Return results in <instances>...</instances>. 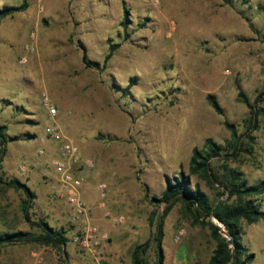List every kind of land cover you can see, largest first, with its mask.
Returning <instances> with one entry per match:
<instances>
[{
	"label": "rangeland",
	"instance_id": "1",
	"mask_svg": "<svg viewBox=\"0 0 264 264\" xmlns=\"http://www.w3.org/2000/svg\"><path fill=\"white\" fill-rule=\"evenodd\" d=\"M20 3L0 0V7ZM28 3L26 11L0 21V126H7L8 139L17 138L5 145L0 176L17 178L35 192L31 220L63 229L67 243L63 254L49 246H2L0 264H131L133 248L151 240L149 217L157 220L165 207L152 206L148 198L161 196L166 178L189 175L211 205L226 199L218 196L217 185L210 187L189 171L193 148L203 149L208 138L229 154L211 160L217 175L226 166L242 172L249 185L264 181V0ZM31 33L36 52L20 64ZM111 46L105 68L82 63L81 48L89 60L102 64ZM238 87L258 112L256 130L247 123L250 110L239 99ZM42 92L56 107L55 121L64 136L83 159L94 162L92 169L75 171L85 177L82 188L90 196L82 198L90 213L99 210L98 219L107 225L103 234L109 240L100 263L73 242L77 226L67 204L54 195L52 162L60 157L61 143L43 137L50 120ZM207 95L216 99L221 115ZM224 122L238 136L236 156L227 147L232 136ZM26 134L35 138L24 139ZM101 183L107 185L103 198ZM23 198L21 191L0 185V233L37 232L21 212ZM125 200L131 202L129 211ZM241 227L242 243L254 254L249 264H264V219L241 221ZM181 229L184 235L176 240ZM163 230L162 264H208L215 242L208 228L192 224L181 203L166 215ZM143 260L157 264L154 244Z\"/></svg>",
	"mask_w": 264,
	"mask_h": 264
},
{
	"label": "trees",
	"instance_id": "2",
	"mask_svg": "<svg viewBox=\"0 0 264 264\" xmlns=\"http://www.w3.org/2000/svg\"><path fill=\"white\" fill-rule=\"evenodd\" d=\"M249 0H243L247 3ZM29 7L28 0H21L18 5H4L0 7V21L6 17H11L17 13H22ZM126 20V19H125ZM124 28L126 24L123 20ZM81 60L85 67L101 70L105 68L106 62L110 59L114 47H110L107 56L102 64L97 61H92L87 58L85 50L81 48ZM132 82V80H130ZM134 81V79H133ZM133 84L124 88V94L128 93ZM239 99L249 108L250 117L247 120L249 125H252L254 130L256 116L258 112L249 103L244 93L238 87ZM206 100L209 105L219 115L222 111L216 99L207 95ZM225 127L230 130L232 136L231 144L227 146L233 150V155L236 156L240 150L238 136L234 126L228 122H224ZM254 125V126H253ZM7 126H0V161L5 152V145L9 141H15L17 138L6 136ZM35 135L26 134L24 139H34ZM227 149V148H226ZM225 147L216 144L212 139L205 140L204 148H193L192 155L189 160V171L191 175L204 179L208 186L217 185L220 190L219 197L226 196L225 200H220L216 204L209 203L208 196L203 192L198 183L193 186L189 175L179 174L172 179H165V189L159 198H148L152 206L164 205V209L157 220L154 216L149 217L148 224L153 228L151 240L144 244L137 245L133 248L131 254V264H145L143 254H145L151 244L155 245L157 264H162L163 248L162 241L164 237V218L172 209V207L181 203L183 211L188 216L193 225H198L202 228H208L210 237L215 242V247L211 253L208 264H249L253 261L254 254L250 253L242 243V227L241 221L248 224H253L261 219H264V211L261 209L262 196L264 194V181L257 184L249 185L244 178L242 172L238 170H230L224 166V172L217 175L211 166V160L215 158L227 157L228 153ZM0 185H5L15 191H21L25 198L21 200V212L24 219L37 232H4L0 233V247L6 245L18 244H33L40 246H49L60 250L63 254V248L67 243L66 232L63 229H55L42 220H31L29 209L33 201L37 198L36 193L29 190L28 186L20 182L17 178L3 179L0 176ZM216 219L221 227L213 223L212 219Z\"/></svg>",
	"mask_w": 264,
	"mask_h": 264
},
{
	"label": "built area",
	"instance_id": "3",
	"mask_svg": "<svg viewBox=\"0 0 264 264\" xmlns=\"http://www.w3.org/2000/svg\"><path fill=\"white\" fill-rule=\"evenodd\" d=\"M154 5L158 0H147ZM36 35L30 34V41L24 48V53L19 59L20 64H26L29 56L36 52ZM41 103L47 111L50 122L45 126L43 137L53 142H60V157L52 162L56 174V185L54 195L57 199L64 201L72 217L73 223L77 226V234L73 242L82 252L89 254L96 263L104 260L102 248L109 238L100 231L90 217V210L82 198L81 189L85 183V177L76 173L75 168L85 167L92 169L94 162L91 159H83L76 144L64 136L60 126L55 121L57 109L46 92L41 93ZM100 196L103 198L107 191V185H98ZM102 205V204H100ZM184 235V230L177 232L176 240Z\"/></svg>",
	"mask_w": 264,
	"mask_h": 264
},
{
	"label": "crops",
	"instance_id": "4",
	"mask_svg": "<svg viewBox=\"0 0 264 264\" xmlns=\"http://www.w3.org/2000/svg\"><path fill=\"white\" fill-rule=\"evenodd\" d=\"M81 195L84 198V200L85 199L89 200L88 197L90 196V193L86 189L84 188L81 189ZM125 199H128V198H125ZM123 203H124L125 209L129 211L130 210L129 206L131 205V202H129L128 200H125ZM99 212H100L99 210L91 211L90 217L94 223L95 221L98 222L97 224L99 225L98 227L100 228V231L104 233V231H107L108 229H107V225L105 224V222H103V219H98V216L100 215Z\"/></svg>",
	"mask_w": 264,
	"mask_h": 264
},
{
	"label": "water",
	"instance_id": "5",
	"mask_svg": "<svg viewBox=\"0 0 264 264\" xmlns=\"http://www.w3.org/2000/svg\"><path fill=\"white\" fill-rule=\"evenodd\" d=\"M214 220H215V222L218 223V226L221 227V224L216 219H214Z\"/></svg>",
	"mask_w": 264,
	"mask_h": 264
}]
</instances>
